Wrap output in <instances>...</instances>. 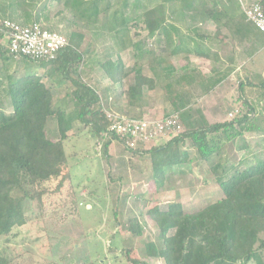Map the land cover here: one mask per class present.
<instances>
[{"label":"rangeland","instance_id":"374dc122","mask_svg":"<svg viewBox=\"0 0 264 264\" xmlns=\"http://www.w3.org/2000/svg\"><path fill=\"white\" fill-rule=\"evenodd\" d=\"M4 1L0 0V7ZM240 1L246 4L250 0H178L174 3L175 8L170 7V1L162 4L161 0H110L108 10L101 9L96 19L83 28L87 44H84L82 63L77 65L80 69L79 79L91 85L97 83L95 79L103 76L100 63L107 58L116 62L118 55L124 62L123 68L127 74L123 85L115 90L106 88L105 92H101L100 88L110 83L106 78L101 80L102 86L98 90L104 111L154 122L170 114L177 115L179 133L187 126H202L207 116L209 123L228 121L242 116L248 106H253L250 119L244 125L248 124L254 129L264 128V34L243 18L245 13ZM42 3L44 0L36 5L40 7ZM37 6L27 11L36 13ZM147 8L161 9L167 23L171 9L177 11L176 15L180 11L183 15L196 13L198 21L201 13H212V9L221 8L219 19L229 18L222 28V43L214 44L222 58L218 61L221 69L217 70L225 72L227 77L216 84L209 80L211 77L205 79L200 75L197 65L200 58L191 49L199 47L201 35L196 28L201 26L193 20L176 17L172 23H176L180 30L178 33L187 39V57L180 58L183 61L173 58L176 67L171 80L175 81L171 89L167 87L164 71L150 67L161 38L149 34L142 21L141 13ZM115 10H122L126 20L125 26L119 28L117 33L110 31L108 23ZM45 14L47 20L42 17L31 21H39L68 38L74 29L70 9L52 2ZM157 14L161 12L156 10L154 15ZM201 23L203 27H210L215 21ZM229 32L230 37L227 36ZM134 43L139 49L147 45L150 52L140 57L135 54ZM5 47L6 38L0 35V53L5 54ZM3 62L0 57V109L9 112L8 101L3 99L4 74L13 73L11 77L17 78L22 72H14L12 68L5 72ZM28 66L35 67L32 63H27ZM48 72H51L53 80L60 75L56 70ZM70 72V76L75 78L74 71ZM137 72L147 73L155 85L152 90L144 86L143 96L132 99L128 87ZM185 75L187 77L181 80ZM50 79L44 77L53 93L50 104L52 113L47 116L44 131L47 138L56 141L59 138L56 113L64 109L75 115L77 104L71 98L70 85L65 90H57ZM182 99L187 101L188 108L178 113L174 110ZM67 133L70 139L64 141V149L71 179L65 177L58 189L56 185L61 176L51 179L39 199L34 196L33 199L23 200L24 224L13 227L6 235H0V264H166L162 258L147 254L146 243L162 246L157 225L150 216L152 211L165 209L169 203L177 202L181 203L184 212L192 214L223 197L217 182L218 173L211 169L214 164L231 162L227 169L231 172L234 165L243 166L241 161H253L264 156V134L257 131L244 132L232 140L221 139L219 154L213 153L208 160L201 159L196 149L190 148L187 139L181 147L182 150L186 149L187 161L167 170L162 185L157 188L151 167L155 162L174 157L179 152L175 145L166 147L174 134L157 133L134 149H126L119 141L110 140L104 153V140H99L95 146V141L77 119L72 120ZM25 191L31 190H15L12 194L22 195ZM260 253L264 261V249Z\"/></svg>","mask_w":264,"mask_h":264},{"label":"trees","instance_id":"16d2710c","mask_svg":"<svg viewBox=\"0 0 264 264\" xmlns=\"http://www.w3.org/2000/svg\"><path fill=\"white\" fill-rule=\"evenodd\" d=\"M161 1L162 4L170 1V7H173L178 0ZM38 2L41 0H5L0 7V21L10 19L20 24H29L35 21L31 19L43 17L47 20L45 10H48L49 5L52 2L61 3L64 9H70L73 17L71 23L74 29L69 33L68 45L52 60H33L3 51L6 54L0 53L4 60L3 70L7 72L12 66L16 72L27 66V63H32L34 66H49L53 71H59L60 75L54 80V87L65 90L70 85V95L77 104V112L72 115L64 109L59 110L56 113L59 138L56 141L47 138L44 124L47 116L52 113L51 88L47 87L39 74L25 73L17 78L11 77L13 73L4 74L3 99L8 101L11 111L0 109V235H6L13 227L24 224L23 200L33 199L34 196L39 199L44 192L43 188L51 179L61 176L56 189L65 177L71 179L64 141L70 139L67 132L71 128L72 120L77 119L83 124L95 141V146L109 123L100 105L99 94L92 86L79 79L80 69L77 65L82 63L84 44L87 42L83 28L92 19H96L101 9L108 10L110 0H44L40 7L37 6ZM261 3L264 5V0ZM32 6L38 7L36 13L27 11ZM156 10L161 14L154 15ZM170 11L172 14L169 15L168 23L161 9L147 8L141 13L149 34L161 38L155 57L163 56L168 48L175 53L182 44V36L177 35L174 40L177 27L172 21L176 17H182L183 13L180 11L176 15L175 9ZM110 17L108 23L111 32L117 33L119 28L125 26V13L122 10H115ZM7 31L0 24V35L5 36L6 43ZM134 47L140 57L150 52L147 45L139 49L134 43ZM194 52L198 55L203 53L200 47ZM100 65L104 75L113 82L121 80L127 74L120 61L110 62L107 58ZM69 69L74 71L75 78L70 76ZM143 82L148 85L150 80L137 72L129 91L139 94ZM175 108L177 112L180 110V106ZM252 111L253 106H248L247 112L240 117L223 122L203 123L197 127L187 126L184 131L171 137L166 147L175 145L179 152L174 157L161 159L152 165V179L156 187L162 185L167 170L187 161L186 149H181L187 139L190 141L189 146L196 149L200 158L208 160L213 153L219 151L220 140L223 138L222 141L232 140L247 131L264 134V128L254 129L248 124L244 125L250 119L249 113ZM114 137L118 140L117 136ZM109 143L110 139L104 140V153ZM241 164L243 166L234 165L231 172L227 170L232 165L231 162H217L211 167L212 171L218 173L217 182L223 197L206 204L196 212H184L181 203L177 202L169 203L165 209H154L150 216L157 225L162 246L146 243L147 254L162 258L166 264H247L250 261L264 264L260 253L264 249V156L253 161H241ZM25 188H30L31 191L17 196L12 194L15 190Z\"/></svg>","mask_w":264,"mask_h":264},{"label":"built area","instance_id":"2783aa9c","mask_svg":"<svg viewBox=\"0 0 264 264\" xmlns=\"http://www.w3.org/2000/svg\"><path fill=\"white\" fill-rule=\"evenodd\" d=\"M261 1L250 0L246 1V4L241 1L240 3L246 20L264 34V5ZM0 24L8 29L5 52L13 55H22L33 60L40 58L52 60L69 43L65 35L48 29L38 21L20 24L10 19H3ZM104 113L109 123L106 130L100 134L99 140L119 141L126 149L138 148L140 144L151 140L154 135H175L180 129L177 115L170 114L161 121L154 122L132 116L115 115L108 110ZM114 135L118 137V140Z\"/></svg>","mask_w":264,"mask_h":264},{"label":"crops","instance_id":"0c3cea01","mask_svg":"<svg viewBox=\"0 0 264 264\" xmlns=\"http://www.w3.org/2000/svg\"><path fill=\"white\" fill-rule=\"evenodd\" d=\"M220 9L214 8V9H212V10H214L212 13H207V12L201 13L199 15L200 18L198 17V21H196L195 15L190 14V13L185 14V15H183L180 18L178 17L180 20H182V19L183 20H186V21H187V19L193 20V21L197 22V25L198 26H201V27H197L196 28V32H198V34L201 35V38L198 40V43H199V47L200 48L203 47L202 48L203 53H202V55H198L197 53L194 52L193 48L191 49V51H193V54H196L197 55V58L198 59L200 58V60L197 61V65H198V69H199L200 75L202 74L201 76L204 77L205 79H208V78L211 77V79H209V80L215 81L216 84L219 83L220 81H222L223 78L227 77V75H225V72H222L221 70H219V69H221V67L219 66L220 64H219L218 61L222 60V58H221V56H219V54H220L219 49L217 47L215 48V44L222 43V39H223V36H224V33H223L222 28L227 25L224 22H226L228 20V18H229V17H227V18H223L222 17V19L220 20L219 18L222 15V12L220 13ZM207 20H212L213 23L215 21V24L214 25H211L210 27L209 26L208 27H203L201 22L202 21H207ZM173 24H174V26H176L175 25L176 23H173ZM211 27H213V28H211ZM179 31L180 30L178 28L177 29V33ZM230 33L231 32H229V34L227 33V36L230 37L231 36ZM178 35H180V34L178 33ZM180 36H182V39H181L182 44H181L180 49L176 50L175 53H173V51L171 49H169V48L166 49L164 55L162 54L163 56H161V57H155L154 56V58L152 59V65L150 66L153 69H156V70L162 69L164 71L163 74L165 76V81L168 83L167 87H169L170 89L172 88V85L174 83L173 81H175V80H171V74H170V72L171 73L173 72L174 67H176V62H174L173 58L175 60H178V61H183V60H180V58H183L184 59L185 57H187V55L185 54V47L188 46L187 43H186V40L187 39L185 38L184 35H180ZM208 39L209 40L211 39V40L208 41ZM174 40H175V35H174ZM135 54H137V52H135ZM116 57H117V61L116 62L120 61L121 65L124 66V62L122 61V59L120 57H118V55H116ZM11 68L14 69V67H12V66H11ZM21 68L22 69H18L17 70L18 72H22V74H20V76L23 75V73L24 74L25 73H35V74L42 75L43 76L42 77L43 80H44V77H47L48 79L51 78L50 81L52 80L54 82L52 76H50L51 75V72H48V71H53L52 69L50 70L49 66H35V67L23 66ZM168 68L171 69L172 71L168 70ZM215 68H216V70H215ZM217 68H219V69L217 70ZM46 70H48V71H46ZM184 70L187 72L186 66H185ZM212 70L214 71L213 74H211V71ZM207 71L209 73H206ZM232 72L233 71L231 70V73ZM140 75L141 76H144L147 79H149L150 80V83L147 85L146 82H143V84H142V86L140 88V93L139 94H137V93L135 94V93H133V91H130V94L129 95L132 97V99H134V98L135 99L136 98H140V97L143 96L144 86H147L148 89H151V90L153 89V84L154 83L151 80V78L149 77V75H147V73H144V72L143 73H140ZM207 75H210V76H207ZM186 77H187V75L183 76L181 80H183V78H186ZM104 78H106L107 80H109L110 83H108V84L105 83V85L102 86L101 80L102 79L104 80ZM95 80H96L97 83H94L93 85H91V84H89V85L92 86L95 89V91L100 96V93H99L98 88H100L102 86L100 88L101 92H105L106 88H108V89L111 88V89L115 90V88L117 89L118 87H120L121 85H123V82H124L125 79L123 77L121 80L116 81V82H113L109 77L105 76L104 73H103V76H102L101 79H95ZM44 82H45V80H44ZM133 84H134V79H133V82L130 83L128 89L130 87H132ZM176 84H178V83H176ZM150 85H152V86H150ZM163 87H165V86H163ZM214 87L215 86H213V88ZM210 89H212V85L210 86ZM179 99H181V97H179ZM182 101L185 102L186 100L182 99ZM182 103H181V100H180L179 104L177 105V107L180 106L179 112H182L183 110H185L186 108H188L186 106L187 103H183V104ZM133 106H134V103H133ZM200 113L201 114H205L204 112H201V111H200ZM203 120H205L203 123H207V122L209 123L210 122V118L208 116L205 117V119H203ZM216 122H222V121H217L216 120ZM190 148H192V147H190Z\"/></svg>","mask_w":264,"mask_h":264}]
</instances>
